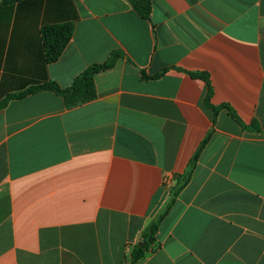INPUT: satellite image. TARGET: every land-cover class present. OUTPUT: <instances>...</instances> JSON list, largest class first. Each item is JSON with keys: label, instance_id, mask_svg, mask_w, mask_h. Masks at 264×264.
Instances as JSON below:
<instances>
[{"label": "crops", "instance_id": "0c3cea01", "mask_svg": "<svg viewBox=\"0 0 264 264\" xmlns=\"http://www.w3.org/2000/svg\"><path fill=\"white\" fill-rule=\"evenodd\" d=\"M151 2L144 19L130 0H0V103L122 54L90 102L0 108V264H264V0ZM66 23L47 64L42 28Z\"/></svg>", "mask_w": 264, "mask_h": 264}, {"label": "trees", "instance_id": "16d2710c", "mask_svg": "<svg viewBox=\"0 0 264 264\" xmlns=\"http://www.w3.org/2000/svg\"><path fill=\"white\" fill-rule=\"evenodd\" d=\"M133 8L138 12V14L144 18L149 19L152 12V2L151 0H130ZM74 25L70 23L66 24H55L44 26L41 31L43 47H44V58L47 64H54L59 61L63 52L67 48L70 43L73 35H74ZM122 57V54L119 52H115L112 54L111 58L99 65H93L88 68L85 72H83L79 77H77L70 88L63 89L57 82L50 81L41 85L34 86L27 90L24 93L18 95H11L3 102L0 103V108H3L8 104L9 101L13 99H20L30 94H35L42 91L53 92L59 96H61L67 107H75L83 103L90 102L96 98V86H95V76L103 72L105 70L111 69L115 66L117 60ZM200 76L204 80L208 81L206 75H197L195 77ZM213 95V89L209 86L208 95L205 99V103L209 106L214 115V119L217 116L219 108L211 105L210 100ZM231 115L236 118L242 127L245 130H255L257 132H261L260 128L257 127V123H252L250 126L243 124L236 114L231 111ZM208 139H206L199 151L195 154L192 159L188 171L179 177L176 186L173 188V201L180 194V192L188 185L190 182L193 172L196 168L198 158L204 149ZM165 214H161V216L154 221L146 230L143 235L144 244L137 246L133 252V262H138L139 260L145 258L146 253L151 250V245L156 242V234L159 229V225L162 222Z\"/></svg>", "mask_w": 264, "mask_h": 264}, {"label": "built area", "instance_id": "2783aa9c", "mask_svg": "<svg viewBox=\"0 0 264 264\" xmlns=\"http://www.w3.org/2000/svg\"><path fill=\"white\" fill-rule=\"evenodd\" d=\"M170 182H171V181L168 180V181H166V184L170 186Z\"/></svg>", "mask_w": 264, "mask_h": 264}, {"label": "rangeland", "instance_id": "374dc122", "mask_svg": "<svg viewBox=\"0 0 264 264\" xmlns=\"http://www.w3.org/2000/svg\"><path fill=\"white\" fill-rule=\"evenodd\" d=\"M176 184H177V182L174 184V187L176 186ZM174 187H173V188H174ZM172 199H173V197H172Z\"/></svg>", "mask_w": 264, "mask_h": 264}, {"label": "water", "instance_id": "95a60500", "mask_svg": "<svg viewBox=\"0 0 264 264\" xmlns=\"http://www.w3.org/2000/svg\"><path fill=\"white\" fill-rule=\"evenodd\" d=\"M141 242H145V241L142 240Z\"/></svg>", "mask_w": 264, "mask_h": 264}]
</instances>
